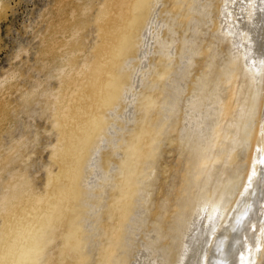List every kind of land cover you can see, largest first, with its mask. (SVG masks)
<instances>
[{"label": "bare ground", "instance_id": "1", "mask_svg": "<svg viewBox=\"0 0 264 264\" xmlns=\"http://www.w3.org/2000/svg\"><path fill=\"white\" fill-rule=\"evenodd\" d=\"M185 1L174 0V5L181 8ZM219 3L216 18L217 37L218 40H228L231 49L227 53V58L224 57L226 61L221 66L222 69L220 65L214 66L211 60L212 69L215 68L213 73L214 75L217 73L218 80L212 82L211 89L204 86L206 85L204 79L198 83L194 81L195 84L191 83L193 89L189 91L196 95L186 99L187 113L180 106L183 101L175 100L173 104H168L169 98L164 96L166 81L171 80L172 90H181L184 87L173 85L179 81L177 75L175 79H171L168 71L170 65L161 62L157 69H152V65L147 69V60L150 56L158 55L161 60L167 57L162 52L165 45L157 37V33L160 36V24L165 21L161 12L159 15L163 6L162 0H108L97 17L98 23L105 28V31L101 30L104 42L102 47L97 48L99 60L95 57L97 61L92 74L88 73L84 76L86 73L83 71L78 74L73 72L71 69L75 65L68 57L76 54L79 48L76 45L72 48L66 40L60 42L53 38L49 51L50 63L44 61L43 69L53 63H60L59 67L54 66L56 71L52 70L64 74L65 83H62L57 95L53 93L52 88L50 89L51 85L42 91L41 97L45 96L49 100L53 96L59 106V110L57 108L58 111L52 116L53 124L59 125L61 132H58L62 134L61 139H58L60 143L57 141L59 144L57 146L60 148L55 147L53 154V158L59 163V173L54 174L56 176L49 174V182L52 181L54 184L49 187L48 197L44 199L38 196V193L35 194L36 189L34 191L32 189L34 184L27 183L22 173L14 171L13 174L8 170L21 156L24 148L22 152L21 149L24 146L10 149V154L3 160L6 168L3 170L1 167L0 170L1 173L3 171L9 174L12 181L0 182V185L8 191L0 201V216L3 218L2 227L0 225L2 228L0 264H46V259L49 258L47 254L51 253L58 235L63 240L61 245L63 249L61 248V253L59 252L61 254L59 264H69V258H72L73 264H90L92 257L88 247L92 245V240L86 234L90 232L91 227L89 224H84L89 221L88 217L90 220L94 219L90 217H95L98 221L96 212L100 204L97 193L109 188L101 187L98 182L110 185L113 176L118 183L113 182L117 187L115 191L113 189L112 207L110 206L108 213L109 222L114 221L116 224L110 223L108 234H105L108 237L104 236L102 243L97 246V248L101 246L102 249L99 251L96 249L99 258L97 261L94 257L96 264H262L264 260V0H220ZM196 4L193 3L195 6L192 5L193 8H190L193 13L189 15L194 16L197 14L196 10L199 11L197 9L199 5ZM5 9L3 0H0V17ZM82 30L76 25L67 32H55L54 35L59 33L66 37L70 31V37L75 40V44ZM153 40L158 43L156 48L158 52L154 50V53L150 48ZM57 44L67 49L63 58L65 62H57L59 58L56 50L53 49ZM213 56L218 57L214 54ZM207 65L210 67L209 64ZM159 67L163 70L159 72L158 77ZM114 72L116 76L112 74ZM155 74L154 82L150 83L149 76L151 79ZM47 76L48 79L54 77L52 72ZM199 77L202 79L203 76ZM206 77L204 76L205 79ZM143 82L145 85L147 82L149 86L144 85L146 88L144 92H138L139 85L141 87ZM180 83L184 84L182 80ZM40 86L41 84H36L32 93L23 95L24 108L28 109L35 102L40 103L37 101L40 94L37 96L33 93ZM160 86L163 87L160 89L163 93L160 94L161 97L156 96L155 99L159 100L157 103L149 92ZM183 91L186 90L180 92ZM162 104V108L164 104L171 105L169 109H163L165 113L171 114V117L163 115L165 120L171 121L169 124L168 122L164 124V121L163 124L159 122L158 114L162 113L160 112ZM155 109L159 112L156 111L157 114H154L157 117L153 118L148 113ZM0 110V115L3 117L0 119L3 121L7 117V106L0 105ZM208 119L211 121L205 124ZM127 121L134 122L139 128V133H136L135 129L127 130L132 133L126 136L128 141L124 142L125 152L122 155L115 151L119 147L113 146L111 152L103 155V150L107 149L109 144L116 146L117 140L120 141L116 140V137L112 138V135L115 136L118 132L119 138L126 135L124 132L121 135L120 131H126V128L123 130V125ZM113 122H117L122 129ZM184 125L186 127L181 128ZM176 126L177 128L179 126V129H176ZM114 128L118 130L117 133L112 132ZM167 131L177 132L175 138L179 144V151L183 154L182 157L186 155L184 152H188L186 156L190 157L189 161L191 159L185 171L187 177H182L187 179L180 192H183L182 196L180 195L182 203L176 204L177 219L171 225L174 226L171 227L172 233L168 235L172 244L168 247L167 260L158 250L159 256L153 260L148 248L135 257L136 247L128 243L130 237H125L124 234L127 233L128 228L131 232L135 230L127 223L136 222L137 225L146 222H137L135 216L131 214L138 213L136 199L144 194L141 193L145 189H142V185L145 184L142 180L146 177L143 175H151L152 171H155L152 162L156 161L159 155L160 141L157 138H171ZM1 140L2 135H0ZM62 143L66 144L64 149ZM143 143L145 146L143 145L144 151L141 153L139 148ZM244 150L250 154L246 157L247 163L234 168L233 163L238 157L243 156ZM41 153L44 155L45 152L41 151ZM101 157L104 159L102 163L105 166V173L101 170L104 168L100 166ZM115 157L119 159L117 163L119 166L111 168ZM187 163L189 164L188 161ZM111 171L112 176H110ZM150 175L146 179H149ZM17 178L22 180L16 182ZM151 186H146V189ZM99 188L103 190L100 191ZM110 189L112 190L111 187ZM39 190L38 188V192ZM44 190L46 191L45 188ZM150 191L147 190L146 195ZM146 203L144 206L147 205ZM159 211L162 213L164 210ZM165 212L160 214L164 218ZM137 215L139 216V213ZM159 218L158 222L155 219L154 222L159 227V233L166 235L161 227L164 225L163 217ZM168 227L166 230L169 229ZM60 230L62 234L57 235ZM155 238L153 243L156 242ZM129 247L131 250H128ZM123 249L126 250L125 255L121 252ZM251 253L249 262L248 257ZM260 254L263 255L261 259ZM50 262L52 261H49V264Z\"/></svg>", "mask_w": 264, "mask_h": 264}, {"label": "rangeland", "instance_id": "2", "mask_svg": "<svg viewBox=\"0 0 264 264\" xmlns=\"http://www.w3.org/2000/svg\"><path fill=\"white\" fill-rule=\"evenodd\" d=\"M219 1L220 0H193V2H192V0L191 1L186 0L184 2V5L181 6V8H180V6L174 5V0H162L163 6H162V9L159 11V15L161 12L165 21L161 22V24H160L161 25L160 36L157 33V37H158V40L162 41V43L165 45L162 52L164 55L166 54L165 56H167V57L164 58L163 60H161L158 55L150 56L149 59L147 60V65H148L147 69L149 68L150 65H152V69H157V66H159L161 62L165 65L166 64L170 65L169 66L170 70H168V71H170L169 74H170L171 79L172 80L175 79L176 75H177L178 76L177 81H179L178 83L173 84V85L176 87H179V88H180V86L182 87V85L184 87L181 88V90L174 89L175 90L174 91L170 87L172 85V82H171V80L168 79L169 82L166 81L167 87H166V91H165L164 96L169 98L168 104L169 103L173 104L175 102V100L183 101L182 104L180 105V103H181L180 102L179 105L184 108L185 113L188 112V110H186L188 107L187 104L185 103L186 99L191 98L194 95H196L193 92L189 91V89H193L191 87H192V84H195L194 81L196 83H198L199 81H202L204 79L203 80L205 82L204 84H206L204 86H206V88H208V89H211L213 83L215 81L218 82V80L216 78L217 73L215 75L213 73L215 70V68L212 69L213 63H214V66L220 65L219 67H220V69H222L221 66H223V64L225 63V61H226L225 58H227V53L230 52L229 50L231 49L229 46L230 42L228 40H226V39L218 40V37H217V32H216L217 31L216 30L217 20H216V18L218 15L217 14V8L220 5ZM3 2H4L6 9H5L4 14L0 17V105L3 104L5 106H7L8 112H7V117H6L7 120L5 119L2 121V119H0V135H2V140L0 141V151H1L0 152V154H1L0 155V170H2V169L4 170L6 168V167H4V161L3 160L5 159V157L8 156V154H10V149L19 147L21 145L24 146V147H22L21 152H22L23 148L25 151L23 150V153H21V156H19L17 158L16 163L14 165H12L8 170H10L13 174H14V171H15V173H18V172L22 173V175L24 176V179L26 180L27 183L30 182L29 184H31V185H32V183L34 184L32 189H33V191L36 189L34 191L35 194L38 193L37 194L38 196H42L44 199H46L48 197V193H49L47 190H49V187H52L51 185L54 184L52 181L49 182V179H48L49 174L52 173L53 175L54 174L57 175L59 173V170H58L59 169V163L55 158H53V154L55 152V147L60 148V146H57V145H59L57 141H59V143H60V140H58V139H61L62 136H60V135H62V134L59 133V132H61L59 125L53 124V117H52L59 110L58 103L55 101L53 96L51 97V99L48 100L45 96L41 97V94L45 88H48V86L50 87L52 85L50 87V89L52 88L53 93L57 95L58 91L62 88V86H61L62 83L63 82L65 83V76H63L64 74H60V73L58 74V72L55 73L56 68L54 66L56 65L59 67L60 63H58V64L53 63L50 67L47 66L44 70L43 69V62L45 61L46 63H50L51 55H50L49 51H50V47L52 46V43H53V38L57 39L60 42L66 40L67 42L70 43V46L72 48H73V45H76L79 48V51L76 54L68 57V59L72 60L73 64L75 65L71 70H73V72H75L76 74L83 71L84 73H86V74H84V76L87 75L88 73L92 74L91 72L95 68L94 67L95 62L97 60H99L98 59L99 55H97V53H98L97 48L103 46V42H104L103 39L104 38L102 37L103 36L102 32H103V30L105 31V28H103V26L98 23L97 17L100 14V12L103 10L104 5H106L108 0H3ZM194 2L197 3L196 6L199 5V7H201L202 9L198 7L197 9L199 11L197 12V10H196L197 14H195L194 16H191L189 14L193 13L191 11V9L195 6V5H193ZM192 5H193V7H192ZM209 6H210V8H208ZM207 8H208V10H207ZM205 9H206V11H205ZM115 10H117V9H115ZM206 14H209V15H206ZM72 15H73V17H72ZM201 19H203L204 21ZM76 25H79L81 27V29H83V30L81 31L78 42L75 44H74L75 40H73L70 37L71 36L70 31H68V33L66 34L67 35L66 37H65V35L61 36V34H59V33L56 36L54 35L55 32H61V31L67 32V30L69 28L76 26ZM156 25H157V21H156ZM156 25L153 27V29L156 27ZM63 29H65V30H63ZM101 30H102V32H101ZM154 42H155V40L151 41L152 46L150 47L153 53H154V50L156 51L157 50L156 48H158V43H156V42L154 43ZM213 42H215V43L213 44ZM153 46H154V48H153ZM214 48H215V50H214ZM53 49L56 50L57 57L59 58L57 62H65L66 60L64 61L63 58L65 57L64 54L67 51V49L64 46L61 47V44H57L55 47H53ZM81 49H82V51H81ZM207 49H209L208 50L209 53L207 52ZM214 51H216V52L214 53ZM95 52H96V54H95ZM156 52H158V51H156ZM210 52H211V54H210ZM212 53L218 57L214 58L215 56H213ZM182 56H185V57H182ZM95 57L97 58V60H95ZM207 57H209V59H207ZM220 58H221V60H220ZM190 60H192V61H190ZM211 60L213 63H210ZM181 62H183V63H181ZM190 62H193L194 64L190 63ZM205 62H207V63H205ZM92 63H93V65L91 66ZM85 64H87V65L85 67H83V65H85ZM206 64H209L210 67H208V65L206 66ZM75 68H76V70H75ZM210 68H211V70H210ZM52 69H54L55 71ZM67 70H68V68H67ZM161 70H163V68L159 67L158 73H157L158 77L160 75L159 72ZM181 70H182V72H181ZM206 70H207V73H206ZM208 71L210 73H208ZM51 72H52V75L54 77L51 79H48L47 74H50ZM173 72L175 74H173ZM112 74L116 76L115 72ZM139 74H137V75H139ZM204 74H206V75H204ZM200 75L203 76L202 79L199 77ZM139 76H141V75H139ZM181 76H183V77H181ZM204 76L205 77L207 76L206 79L204 78ZM9 77H10V80H9ZM208 77H210L209 80H208ZM211 77H212V79H211ZM154 78H156V74L153 75L151 77V79L149 76L148 81L150 83H153ZM81 79L82 78L80 77V80ZM180 79L182 80V82H184V84L180 83L181 82ZM49 82H50V84H48ZM187 82H188V84H186ZM143 83H142V85L144 86L145 83L144 84ZM36 84L37 85L41 84L40 88L36 87V88H38V90L36 89L33 92L37 96H39V94H40V98L37 97V101H39L40 103H38V102L32 103L30 105L31 107L29 106V108L26 109L23 107V99L25 98V96L23 98V95H27V93H32L33 88L36 86ZM142 85H141V87L139 85L138 92H141V91L144 92V89H146L145 86L146 85L149 86L147 82H146V85L144 87H142ZM161 88L163 89L162 86L157 87L156 88L157 90L154 89L153 91L149 92V94H151V96H153L154 99L156 98V96L161 97L160 94L163 93L160 90ZM182 90H186V91H183V93H181L180 91H182ZM23 92H25V93H23ZM197 94H198V92H197ZM164 96H162V98H164ZM177 97L179 99H177ZM155 101H157V103H159V100L155 99ZM164 105H165L164 108H162L163 104L160 106L161 107L160 112H162V113L158 114L159 122L161 121L160 122V124H161L164 121L163 122L164 124L167 122L169 124V123H171V121L165 120L164 116L168 115L167 117H171V114L165 113L164 110L166 108L169 109L171 107V105H166V104H164ZM57 108H58V110H56ZM50 109H52V110H50ZM154 111H150L148 113V114H150V116H153V118H155V116H156L155 114H157L156 113L157 110L155 109ZM28 112H30L31 114ZM157 112H159V111H157ZM178 114H181V113H178ZM134 116H135V114H134ZM184 116H186V115L184 114ZM1 117L2 116L0 115V118ZM136 118H137V115H136ZM160 119H162V120H160ZM210 119H212V117H210ZM210 119H208L205 124L209 123L211 121ZM114 124L117 125V122H115ZM125 124H129L130 127H129V125L125 126ZM125 124L123 125V130L126 128L125 129L126 131H120V134L122 135L124 132V133H126V135H123L124 137L121 136L119 138V136H118L119 132L116 128H114L112 130V132H114V133L118 132V133L115 136L112 135V138L115 139V137H116V140L119 139L121 142L119 141L120 142L119 143L117 140V143H119V144L117 145V143H116L115 144L116 146H114V144L113 145L109 144L107 146V149L103 150V152H102L103 155L108 153V152H111L113 147H116V148L119 147L115 151L117 152V154L119 153L122 155L125 152V151H123L124 146L126 144L124 142L128 141V138H127L129 136L128 134L133 129H135V132L137 131L136 133H139L138 132L139 128L136 124L134 125V122L127 121V122H125ZM168 124H166V125L168 126ZM205 124H204V126H205ZM172 126H173V124H172ZM179 126H178V128L176 126V129H179ZM117 127L120 129L122 126L117 125ZM184 127H186V126L185 125L183 127L181 126V128H184ZM127 130H131V131H127ZM169 135L171 138L167 137L168 139L167 138H165V139L164 138H161V139L157 138L160 141V147H159V155H158L156 161L152 162L153 166H155L154 167L155 171L153 170L154 173L152 171L153 175H152V173H151V175L150 174L143 175V176H146L144 178V180H142V182L144 181V183H145L142 185V189L143 188H145V189H143L141 191V193L144 192V194H141V196H139V198L137 197L138 199H136V202H137L136 211L139 213V216L137 215L138 213L136 215H135V213L131 214L133 217L135 216L134 218L137 219V222H139V221L140 222L146 221V222L143 224L139 223L137 225L135 224L136 222L127 223V225H130L132 227V229H135L133 232H131L130 231L131 229L128 228L127 233L124 234L125 237H128V236L130 237L128 243L136 247L137 253H135V257L138 256L139 252L148 248L152 253L151 257L154 258L153 260H156V258L159 256V254L157 253L158 251H160V254L163 257H165L166 260L168 259V253H169L168 247L172 244L171 237L168 235H169V233L170 234L172 233V230H173L172 228L174 226L172 227L171 225H173L174 221L177 219L176 216L178 213L177 212L178 211V205L182 203V201L180 199H181L183 192L182 193H180V192L183 190L182 186L186 183V180H187L186 178L183 179L182 177H187V174H185V171H187V168L191 163V159L189 161L190 157L186 156V155H188V152H184V154H186V155H184V157H182L183 154L181 151H179V148H178L179 144L177 142V139L175 138V137H177V132H171V133H169ZM37 139H38V141H37ZM34 140H36V141L34 142ZM173 140H175V142ZM250 140L252 142V138ZM2 141H4V142H2ZM23 141H24V143H23ZM142 142H144V141H142ZM143 145L145 146V143H143L141 145L142 147L139 148L141 153L144 151ZM51 146H52V148H51ZM65 147H66V144L62 143V149H64ZM26 148H28V149H26ZM41 151L45 152L44 155H42L43 153H41ZM244 151L245 152H244L243 156L238 157L237 158L238 160H236L233 163V166H235L234 168H239L241 164L247 163L246 157H248L250 154L247 153L246 150H244ZM51 152H53V153H51ZM24 153H25V155H24ZM22 154H23V156H22ZM1 157H3V159ZM114 159L115 160H113V162H112L113 164L111 165L112 166L111 168L119 166L117 164L119 159L116 157ZM99 160H100L101 168L104 167L101 170L104 171V173H105V166L103 164L104 163L103 157H101ZM20 161H21V163H20ZM187 161L189 162V164L187 163ZM56 163H57V165H56ZM26 165L28 167H26ZM56 166H57V168H56ZM1 167H2V169H1ZM141 168L142 167H140V169ZM51 171H54V172H51ZM0 173H1V171H0ZM27 173H28L27 176L29 179L26 176ZM113 173H114V171H113ZM2 174H6V175H2ZM56 175H54V176H56ZM112 175L113 174L111 171L110 176H112ZM148 175H150V177H149V179H146L148 177ZM9 177H10L9 174L4 173L2 171V173L0 175V182L4 183V182H8V180L10 182L11 179ZM107 177H109V174ZM26 178L28 179V181ZM37 179H39L40 181ZM20 180H22V179L17 178L15 181L18 182ZM106 180H108V178ZM115 180H116V178H115V176H113L111 179V183L113 185L110 183V185H112L114 188L112 186H110L109 184H104L101 181L98 182L99 185L101 184V187L104 186L105 188H107V187H109V188L106 189L105 191H102L103 188H99L100 191H102V192L97 193L98 203L100 204V208L96 212V215L98 216V221H96L95 217H90L92 219L94 218L93 220H90L88 217L89 221L85 222L86 224H84V225L89 224V226L91 227L90 232H87V234H86V236L90 237V240H92V245H90L88 247L89 248L88 251L92 257L90 264H96V262L98 261L99 258H97L96 253L102 248H101V246H99L97 248V246L100 243H102V241L104 240V236H106L105 234H108L107 232H108L109 226L111 224L114 225V223L116 224V222H114V221L112 223H111V221L109 222L110 215L108 213L111 209L110 206L112 207V202H113V200L111 199V197L113 195L112 192H113V189L115 191V189L117 187V184L115 185V183H118V181L117 180L115 181ZM113 182H115V183H113ZM149 185H152L151 187L153 188V190L151 187H149V189L151 191H150V193L148 192V194L146 195V191L149 190L148 188L146 189V186H149ZM3 187H4L3 185H0V201L2 200L3 195L8 192ZM110 187L112 188V190L110 189ZM38 188L40 189L39 192H38ZM44 188L46 189V191L44 190ZM144 190H146V191H144ZM168 195H169V197H167ZM149 197L151 198V200L149 199ZM149 201H151V202L149 203ZM162 202L164 204H162ZM145 203L147 204L146 206H144ZM165 203L168 204L169 208H168L167 204L165 205ZM176 204H178V205H176ZM162 206L165 207V209ZM6 208H8V207H6ZM162 209L164 211H166L164 214L165 218L163 215H160V214L164 213V211H162V213H161V211H159ZM175 209H177V210H175ZM157 215H158V217H157ZM161 216L163 217V220H164V222H163L164 227L162 225H161V227L163 228V232L166 233V235H162L159 233V231H158L159 227L156 226V224L154 222V219H155V221L158 222L157 219H160L159 217H161ZM2 220H3V218L0 216L1 227L3 224ZM168 221H170V222H168ZM165 222L166 223L168 222V223L165 224ZM117 224H118V222H117ZM168 225H169V227H168ZM1 227H0V236H1V231H2ZM167 227L169 229L172 227L170 229L171 232L169 229L166 230ZM62 231H63V229H62ZM62 231L61 230H60V232L58 231L57 235L62 234L61 233ZM134 234H135V236H134ZM173 234L175 235V232ZM59 236L60 235L57 236L58 240H59V238L61 240H59V241L57 240V242H58L57 243L56 240L54 239L55 244L53 243L51 253L47 254V257H49V258L46 259V262H47L46 264H49V261L53 262V263L50 262L51 264H56V263L60 262V260H61V257H60L61 254L60 253H61V250L63 249V246H61V245H63V240H62V237H59ZM165 236H168V237H165ZM106 237H108V235ZM154 238L156 241L155 243H153ZM125 241L127 242V240H125ZM149 242H150V244H149ZM96 249H98V251ZM128 250H131V248L129 247ZM121 252L123 253V255H125L126 250L123 249ZM56 254H57V256H56ZM130 254L131 253H129V255ZM251 256H252V253L248 257L249 262L251 261ZM94 257L97 261H95ZM58 258H59V260H58ZM261 258H263L262 254H260V259ZM69 259H68L69 260L68 263L73 264L72 258H69ZM131 261H136V259H131ZM54 262H56V263H54ZM262 264H264V260L262 261Z\"/></svg>", "mask_w": 264, "mask_h": 264}]
</instances>
